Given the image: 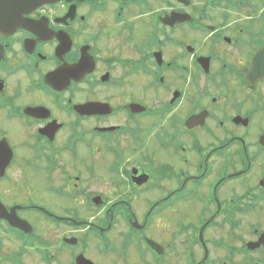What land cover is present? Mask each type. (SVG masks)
Here are the masks:
<instances>
[{"label": "flooded vegetation", "instance_id": "af4514ba", "mask_svg": "<svg viewBox=\"0 0 264 264\" xmlns=\"http://www.w3.org/2000/svg\"><path fill=\"white\" fill-rule=\"evenodd\" d=\"M261 140L264 0L0 10V264H264Z\"/></svg>", "mask_w": 264, "mask_h": 264}, {"label": "water", "instance_id": "95a60500", "mask_svg": "<svg viewBox=\"0 0 264 264\" xmlns=\"http://www.w3.org/2000/svg\"><path fill=\"white\" fill-rule=\"evenodd\" d=\"M33 1L34 0H0V10H3L4 12L12 11V10L20 11V10L24 9L26 5L30 4ZM40 1H55V0H40ZM257 56H258V53H257ZM254 65H255V63H253V66ZM255 68H257V67H255ZM252 73L254 74V73H256V71L254 70ZM261 142H262V140H261ZM262 143H264V142H262ZM80 262H81V264H90V262H88L86 260L80 261Z\"/></svg>", "mask_w": 264, "mask_h": 264}, {"label": "rangeland", "instance_id": "374dc122", "mask_svg": "<svg viewBox=\"0 0 264 264\" xmlns=\"http://www.w3.org/2000/svg\"><path fill=\"white\" fill-rule=\"evenodd\" d=\"M258 217H259V214L257 213L256 214V218H258ZM235 232H236V234H241V233H244V232H248L249 233L250 232V227H248L245 223H241V229L238 228V229L235 230ZM237 244H239V243L237 242ZM222 252L223 251H221V253ZM133 253H134L133 251H130V255L127 256L128 264H132V260L135 258ZM218 256H219V254H218Z\"/></svg>", "mask_w": 264, "mask_h": 264}]
</instances>
